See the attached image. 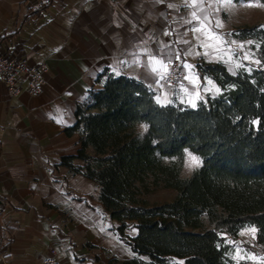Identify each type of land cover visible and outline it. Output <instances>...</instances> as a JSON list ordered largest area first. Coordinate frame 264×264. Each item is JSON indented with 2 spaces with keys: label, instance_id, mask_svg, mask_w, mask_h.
I'll use <instances>...</instances> for the list:
<instances>
[{
  "label": "crops",
  "instance_id": "crops-1",
  "mask_svg": "<svg viewBox=\"0 0 264 264\" xmlns=\"http://www.w3.org/2000/svg\"><path fill=\"white\" fill-rule=\"evenodd\" d=\"M204 4L211 30L224 41H207L210 48L193 33L196 22L186 23L195 9L185 0H0V54L29 66L44 64L38 95L26 92V79L16 81V92L0 82V264H43L51 249L58 264H106L119 258L103 244V233L94 237L91 226L77 219L79 211L95 213L109 220L113 232V221L96 200L97 184L54 167L79 148L78 134L66 136L64 129L74 124L77 103L105 68L143 82L162 105L174 100L194 107L200 90L209 94V78L201 83L195 64L199 59L224 63L225 55L208 53L240 45L233 27L258 3ZM217 20L222 27H215ZM153 58L164 61L168 71ZM173 61L181 76L176 84L168 80ZM185 64L191 66L187 74ZM226 70L235 74L237 68ZM74 164L82 166L79 160Z\"/></svg>",
  "mask_w": 264,
  "mask_h": 264
},
{
  "label": "trees",
  "instance_id": "trees-1",
  "mask_svg": "<svg viewBox=\"0 0 264 264\" xmlns=\"http://www.w3.org/2000/svg\"><path fill=\"white\" fill-rule=\"evenodd\" d=\"M241 29L258 45L259 66L230 74L221 62L199 59L200 82L211 79L219 92L194 107L162 105L146 84L110 68L77 103L64 134L77 133L79 148L54 167L97 184L96 200L116 223L112 230L135 254L106 264H248L234 259L226 240L247 227L264 247V26ZM186 151L201 163L182 177ZM165 189L175 191L172 200L150 202Z\"/></svg>",
  "mask_w": 264,
  "mask_h": 264
},
{
  "label": "rangeland",
  "instance_id": "rangeland-1",
  "mask_svg": "<svg viewBox=\"0 0 264 264\" xmlns=\"http://www.w3.org/2000/svg\"><path fill=\"white\" fill-rule=\"evenodd\" d=\"M253 7L254 8H252L250 15H247L246 17H238V22L236 23L235 27H233L236 41L237 36L240 37L241 44L236 45L235 49L230 52L220 51L216 53H208L215 54L220 57L225 55L226 61L223 64L226 69L236 70V68L243 66L247 71H251L253 68L259 66L260 62L257 63V61L259 60L256 57V49L258 48V45L254 43V40L252 38H244L243 36L245 35V32H243V30L241 29L243 27H252L257 24L264 26V6L258 3V6ZM245 56H248L249 58L245 59ZM188 71L189 68H185L186 74L188 73ZM201 83H203V80ZM201 88L202 84L200 85L199 90ZM216 88L218 87L216 86L215 82H213L211 79H208V82L205 84V90L210 94L213 93L214 89ZM204 96L205 94L200 90L199 99H203ZM190 155L196 156L188 151L185 152L184 163L181 170L182 177H188L191 174L192 170L198 167L201 163L200 158L196 156L200 162L199 165L190 167ZM174 196L175 191L173 190H157L149 196V200L150 202L170 201L174 198ZM77 219H80L82 222H87L91 226L89 232L94 237H98L104 234L106 239L105 243L104 241H102L103 244H105L108 251L112 252L114 255H117L119 259H126L135 256L129 246L124 244L122 241L120 242L113 230V232L109 231L108 227L110 226V222L108 219H101L95 213L83 214V211L77 212ZM115 225L116 223L113 221L112 227H114ZM251 228L252 227H247L241 230L235 239L227 237L226 240L232 245L234 249L233 257L235 260H244L247 261L248 264H264V247L255 244V234L253 235L247 231ZM242 233L244 234L242 235ZM82 234H84V232ZM127 234L129 236H134L136 234V230L134 228L130 229L127 231ZM251 257H255V259H251ZM97 264L101 263L98 262Z\"/></svg>",
  "mask_w": 264,
  "mask_h": 264
},
{
  "label": "built area",
  "instance_id": "built-area-1",
  "mask_svg": "<svg viewBox=\"0 0 264 264\" xmlns=\"http://www.w3.org/2000/svg\"><path fill=\"white\" fill-rule=\"evenodd\" d=\"M43 70L44 64L29 66L22 59H16L5 54H0V82L7 85L12 92L17 91V88L15 87L17 80L26 79V92L33 96L38 95L41 91V73ZM180 77L178 63L173 61L170 65L168 80L171 83H176ZM43 264H58L54 249L49 251V255Z\"/></svg>",
  "mask_w": 264,
  "mask_h": 264
},
{
  "label": "snow or ice",
  "instance_id": "snow-or-ice-1",
  "mask_svg": "<svg viewBox=\"0 0 264 264\" xmlns=\"http://www.w3.org/2000/svg\"><path fill=\"white\" fill-rule=\"evenodd\" d=\"M185 3L187 6L195 9L191 13V20L186 21V23L192 24L193 22H196V26L192 28V31L194 34H198L196 36L197 39H200V37H204V41L202 42V46L205 48L213 47V44L208 43L207 41H215V43L217 45L223 44L224 43L223 39L219 35H217L215 32H213L210 28L211 21L209 20V17L206 14L204 0H191V3H189L188 0H185ZM214 3H220L221 6H223L224 4L230 5L231 0H214ZM207 7L211 8L212 5L209 4ZM216 11H219V9H216ZM199 13H204V15L202 16ZM215 27H217V28L222 27V24L219 22V20L216 21ZM185 43H187V41H185ZM217 50H219V49H217ZM205 54H207V53H205ZM248 58H249L248 56H245V59H248ZM153 60H154L155 64L159 65L160 68L163 69V72L166 73L168 71V65L166 63H164V61L156 60L155 58H153ZM258 62L259 61H257V63ZM184 66L186 68H191V66L187 65V64H185ZM152 71L158 72L159 69L156 67H153ZM161 78H163V76ZM187 78L188 77H186V79ZM209 83H211V82H209ZM217 91H219V89H217ZM193 106H195V105L193 104ZM199 163L200 162L196 156L190 155V165H189L190 167L191 166H198ZM247 231L254 235L256 232V229L251 228V229H248ZM243 234L244 233H242V235ZM251 259H255V257H251Z\"/></svg>",
  "mask_w": 264,
  "mask_h": 264
}]
</instances>
